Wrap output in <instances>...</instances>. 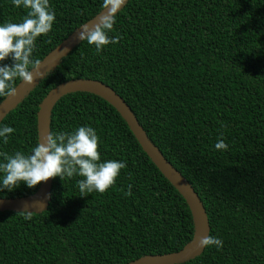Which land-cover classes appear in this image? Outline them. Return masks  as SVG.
Returning <instances> with one entry per match:
<instances>
[{
  "label": "trees",
  "instance_id": "obj_1",
  "mask_svg": "<svg viewBox=\"0 0 264 264\" xmlns=\"http://www.w3.org/2000/svg\"><path fill=\"white\" fill-rule=\"evenodd\" d=\"M49 4L55 22L32 56L41 62L104 9V0ZM27 11L0 0V24L20 23ZM116 34L120 42L99 54L81 42L40 81L0 123L15 129L7 144L0 138V152L30 154L39 142L40 104L52 89L101 81L189 181L210 235L223 241L181 264H264V0H129L116 14ZM81 126L96 130L101 162L126 161V168L106 192L83 197L82 177L54 178L48 208L30 220L0 211V264H128L178 252L193 239L186 199L118 110L94 93H69L52 110L50 132ZM221 137L227 150L215 148ZM40 184L21 183L0 198L33 195Z\"/></svg>",
  "mask_w": 264,
  "mask_h": 264
},
{
  "label": "clouds",
  "instance_id": "obj_2",
  "mask_svg": "<svg viewBox=\"0 0 264 264\" xmlns=\"http://www.w3.org/2000/svg\"><path fill=\"white\" fill-rule=\"evenodd\" d=\"M16 7L27 9L22 22L0 24V62L11 59L13 63H0V97H12L17 94L15 81L19 79L26 85H32L40 76L38 69L41 61L32 59L37 38L47 35L55 22V12L49 0H12ZM125 0H104V12L91 24L82 26L78 39L95 47L99 54L108 45H115L122 37L110 35L116 24V11ZM14 128L0 127V138L5 144ZM100 138L91 126L78 127L73 132H49L25 155L21 151L14 154L0 152V191H12L21 183L29 188L36 187L49 179L82 177L77 181L80 196L92 192L104 193L115 185L126 161L106 160L101 162L99 151ZM219 150H227L228 144L221 137L215 144ZM132 185H128L125 195H132ZM24 218L30 220L32 212L23 211ZM202 248L223 247V241L217 236L205 235L199 240Z\"/></svg>",
  "mask_w": 264,
  "mask_h": 264
},
{
  "label": "water",
  "instance_id": "obj_3",
  "mask_svg": "<svg viewBox=\"0 0 264 264\" xmlns=\"http://www.w3.org/2000/svg\"><path fill=\"white\" fill-rule=\"evenodd\" d=\"M128 1L125 0V3L116 11V14ZM103 12L104 9L86 24L93 23ZM81 30L82 27L47 56L41 62L38 69L33 70L34 74L39 72L41 75L35 79L32 85H26L22 81L16 87L17 94L12 97H7L0 104V123L30 94L49 72L59 65L63 58L83 42L78 39V33ZM78 91L99 95L118 110L150 158L186 199L194 218V237L182 250L163 255H148L128 264H181L203 254L205 248L199 246V240L202 236L210 235V225L202 200L189 181L165 158L161 150L150 140L132 109L112 88L98 80L80 78L66 81L52 89L43 99L38 111L39 141L50 132V117L56 103L63 96ZM52 185L53 179H49L47 182H42L38 191L33 195L15 199L0 198V211L41 213L48 208L51 202Z\"/></svg>",
  "mask_w": 264,
  "mask_h": 264
}]
</instances>
